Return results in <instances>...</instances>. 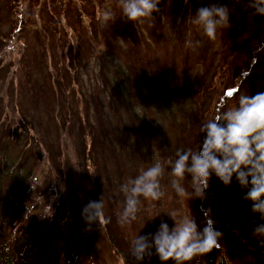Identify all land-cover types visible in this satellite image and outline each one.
<instances>
[{
	"label": "trees",
	"instance_id": "obj_1",
	"mask_svg": "<svg viewBox=\"0 0 264 264\" xmlns=\"http://www.w3.org/2000/svg\"><path fill=\"white\" fill-rule=\"evenodd\" d=\"M20 1L0 0V264H136L131 241L148 234L151 206L178 200L167 160L195 150L201 124L240 94L264 91V17L247 0H161L153 19L134 23L118 0H28L24 11ZM210 2L230 9L215 39L191 22ZM156 161L163 195L141 198L122 225L120 185ZM242 195L213 176L203 202L186 198L198 226L211 208L231 264H264L250 236L261 221ZM100 199L102 215L85 230L81 210Z\"/></svg>",
	"mask_w": 264,
	"mask_h": 264
},
{
	"label": "clouds",
	"instance_id": "obj_2",
	"mask_svg": "<svg viewBox=\"0 0 264 264\" xmlns=\"http://www.w3.org/2000/svg\"><path fill=\"white\" fill-rule=\"evenodd\" d=\"M161 0H118L121 18L129 22L153 19ZM187 4L188 0H184ZM251 15L264 17V0H247ZM230 9L225 4L208 3L191 14V22L198 26L208 39H215L218 30L229 25ZM103 18L115 20L112 9L102 11ZM195 48L199 41H189ZM202 142L191 148L177 149L174 158H169L167 175L171 189L178 197L204 201L211 177L228 187L233 180L241 189L242 199L250 204V212L259 217L250 236L264 247V91L255 94H240L231 107L218 117L201 124ZM165 165L156 161L142 170L134 178L120 185L124 194V204L119 223L130 224L136 219L141 198L158 201L163 195L160 179L165 174ZM187 181V185L184 183ZM47 210L53 214L51 206ZM103 205L99 201H89L81 210L85 230L102 215ZM168 215L174 226L161 221L154 233L137 234L131 241L128 256L141 264L146 257L155 254L161 264H193L213 249L219 251L214 264H231L225 251L221 253L223 231L216 227L211 216V208L202 209L204 217L198 226L192 214L182 215L179 210L161 212ZM191 213V212H190ZM43 215L42 217H50ZM160 215L157 213L153 216ZM179 217V219H177Z\"/></svg>",
	"mask_w": 264,
	"mask_h": 264
},
{
	"label": "rangeland",
	"instance_id": "obj_3",
	"mask_svg": "<svg viewBox=\"0 0 264 264\" xmlns=\"http://www.w3.org/2000/svg\"><path fill=\"white\" fill-rule=\"evenodd\" d=\"M240 1L242 3L244 0H240ZM27 3H28V0H21L20 1L19 6L22 9L21 11H24L26 9ZM33 11H34V13H36L37 8H33ZM28 21L31 22L30 19ZM33 22L34 21L32 19V23ZM25 24H27V23L25 22ZM27 27L29 28V25ZM35 27H36L35 24L32 25L30 27V30L33 32ZM27 41H28L29 45L32 43L31 35H29V37H27ZM16 46L17 45H15V47ZM173 209L179 210V212L182 215H189L190 214V205H189L188 199L186 197H178L177 203L175 204L174 207L163 206L158 211L157 210L154 211V208L151 206V209L149 211L150 216H149L148 233H154L156 231V229L158 228L159 224L161 223V221L168 223L169 227L172 228L174 226V221L168 215H166L165 213H161V212H168V211L173 210ZM157 213H160V215L153 218V216L156 215ZM177 219H179V217H177ZM141 263L142 264H161V262L159 261L158 257L155 254H153L150 258L146 257L145 260L142 261ZM167 264H172V262L168 261Z\"/></svg>",
	"mask_w": 264,
	"mask_h": 264
}]
</instances>
